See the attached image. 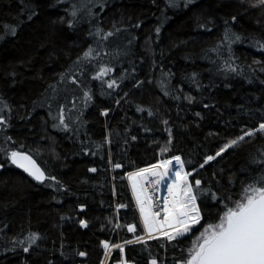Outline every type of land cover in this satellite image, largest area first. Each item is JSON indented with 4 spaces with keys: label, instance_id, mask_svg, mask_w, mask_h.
<instances>
[{
    "label": "trees",
    "instance_id": "1",
    "mask_svg": "<svg viewBox=\"0 0 264 264\" xmlns=\"http://www.w3.org/2000/svg\"><path fill=\"white\" fill-rule=\"evenodd\" d=\"M262 45L258 0H0V264H104L113 249L106 264H182L264 175L261 132L200 167L264 123ZM177 155L201 181L203 219L174 241L137 242L127 175Z\"/></svg>",
    "mask_w": 264,
    "mask_h": 264
},
{
    "label": "snow or ice",
    "instance_id": "2",
    "mask_svg": "<svg viewBox=\"0 0 264 264\" xmlns=\"http://www.w3.org/2000/svg\"><path fill=\"white\" fill-rule=\"evenodd\" d=\"M192 2L193 0H187V3ZM258 4L264 5V0H258ZM156 31L159 32V29ZM12 32L15 34V29H12ZM107 35L111 36L112 33L109 32ZM261 47L264 48V45ZM92 52L93 50L90 49L84 54L85 57L90 58ZM231 70L235 71V69ZM109 71L111 69L102 68L94 79H100ZM116 83L115 80H112L108 83V87L113 88ZM85 97L91 99L87 93ZM104 115L107 113L105 112ZM60 121L61 124L64 123L63 110H61ZM4 123L5 121L0 118V124ZM165 123L167 122L165 121ZM256 132L264 133V123H260L255 130L246 131L238 139L231 140L215 155L206 156L200 167L203 168L221 156L224 151L243 141L246 136H254ZM161 151L166 152L168 149L165 147ZM10 159L13 164L22 168L37 181L43 182L47 179L45 173L36 166L30 155L13 151L10 154ZM173 160L176 164L175 169L170 168ZM259 163H264V161H259ZM115 167L119 168L120 165L116 164ZM184 167V161L177 155L150 167L139 169L128 176L144 229L150 238H158L153 233L160 232L169 242L174 241L190 234L192 229L200 225L203 219L201 209L197 204V199L201 194V181L196 179L194 183L190 182L188 177L192 173L184 171ZM160 169L162 171H159ZM90 171L95 172L96 169L93 168ZM148 176L155 177V179L149 180ZM144 184L154 186L156 190H159V186L167 188L168 195L162 197V203L159 200L155 201L157 209L155 211H153V195L143 190ZM243 193L242 199L234 202V207H227L218 223L203 227L199 236L193 241L192 247L188 251V257L182 264H264V175L246 185L243 188ZM119 207L122 208L125 205ZM161 213H163V217L157 219ZM81 224L84 227L87 226L83 221ZM116 226L119 227V225ZM135 230L136 225H128L129 232H135ZM38 238L35 234L30 237L33 243ZM136 239L137 242H146L143 237L138 236ZM132 242L127 241V243ZM103 246L105 249L110 247L107 243H104ZM114 247L120 248L121 252L124 251L121 245H114ZM24 251H28V248L26 247ZM80 255L84 256L85 253L81 252ZM151 264H157V260L152 259Z\"/></svg>",
    "mask_w": 264,
    "mask_h": 264
},
{
    "label": "built area",
    "instance_id": "3",
    "mask_svg": "<svg viewBox=\"0 0 264 264\" xmlns=\"http://www.w3.org/2000/svg\"><path fill=\"white\" fill-rule=\"evenodd\" d=\"M159 171H162V169H160ZM127 176H129V175H127ZM148 179L149 180H152V179H155V177L148 176ZM138 180H139V177H138ZM129 190H130V194H131L132 201H133V204L135 206V209H136L137 213L140 214L139 207L137 206L136 199H135L134 194H133L132 185L129 186ZM143 190L145 192L151 193L153 195V202H154L153 203V211L157 210L156 209V206H155V201L159 200L162 203V197L168 195V191H167V188L165 186H159V190H156V187L150 186L149 184H144L143 185ZM162 217H163V213H161V216L160 217H157V219H160ZM156 233L158 235L162 236L160 232H156Z\"/></svg>",
    "mask_w": 264,
    "mask_h": 264
},
{
    "label": "rangeland",
    "instance_id": "4",
    "mask_svg": "<svg viewBox=\"0 0 264 264\" xmlns=\"http://www.w3.org/2000/svg\"><path fill=\"white\" fill-rule=\"evenodd\" d=\"M159 163H160V162H159ZM157 164H158V163H157ZM175 167H176V164H175V161H173L172 165H170V168L175 169ZM137 179H138V178H137ZM126 180H127L128 185L131 186L132 184H130L131 182H130V180L128 179V176H127V179H126ZM139 216H140V218H141V215H140V214H139ZM141 223H142V225H143V221H142V219H141ZM143 229H144V226H143ZM144 233H145V235H144V239H154V238H150V237H148V235H147L145 229H144ZM153 235L156 236V237H158V238L163 237V236L158 235L156 232H154ZM198 236H199V235H198ZM113 250H115V249H113ZM113 250H110V251L108 252V254L110 255V253H111ZM108 254H107V258H106V260H108V256H109ZM106 260H105V263H104V264H106V262H107Z\"/></svg>",
    "mask_w": 264,
    "mask_h": 264
}]
</instances>
